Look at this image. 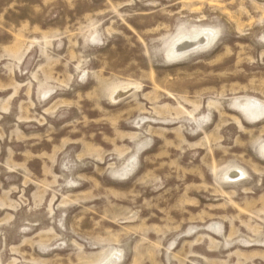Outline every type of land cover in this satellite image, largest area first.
I'll use <instances>...</instances> for the list:
<instances>
[{
  "label": "rangeland",
  "instance_id": "obj_1",
  "mask_svg": "<svg viewBox=\"0 0 264 264\" xmlns=\"http://www.w3.org/2000/svg\"><path fill=\"white\" fill-rule=\"evenodd\" d=\"M0 264H264V0H0Z\"/></svg>",
  "mask_w": 264,
  "mask_h": 264
},
{
  "label": "bare ground",
  "instance_id": "obj_2",
  "mask_svg": "<svg viewBox=\"0 0 264 264\" xmlns=\"http://www.w3.org/2000/svg\"><path fill=\"white\" fill-rule=\"evenodd\" d=\"M210 34L209 33H200L198 36L196 37H190V38H185L180 40L178 43H176L172 48H170V53L172 55H180L182 53H186L190 50L199 48L205 44L208 43L209 38H210ZM236 176V175H234ZM233 177V176H232Z\"/></svg>",
  "mask_w": 264,
  "mask_h": 264
}]
</instances>
